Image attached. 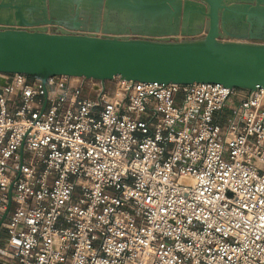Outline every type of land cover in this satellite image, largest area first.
Masks as SVG:
<instances>
[{
	"label": "built area",
	"instance_id": "obj_1",
	"mask_svg": "<svg viewBox=\"0 0 264 264\" xmlns=\"http://www.w3.org/2000/svg\"><path fill=\"white\" fill-rule=\"evenodd\" d=\"M32 78L0 73V264H264V88Z\"/></svg>",
	"mask_w": 264,
	"mask_h": 264
},
{
	"label": "water",
	"instance_id": "obj_2",
	"mask_svg": "<svg viewBox=\"0 0 264 264\" xmlns=\"http://www.w3.org/2000/svg\"><path fill=\"white\" fill-rule=\"evenodd\" d=\"M56 5L73 9L74 19L57 17ZM85 6L93 7L95 13L103 6L106 15L113 9L127 10L135 17L142 14L145 20L149 17L153 22L168 24L163 29L168 32L176 29L184 6V20L189 18L192 24L207 17L208 30L202 39L168 42L27 29L55 23L79 30L84 25L80 9ZM229 20L241 21L251 31L255 25L264 28V0H0V73L35 77L44 86L50 77L71 76L101 81L120 78L159 84L211 83L230 89L264 88V44L220 41L223 34L242 37L227 30ZM107 30L125 33L128 28ZM131 30L165 36L158 35L163 30ZM245 37L264 41V35L253 32Z\"/></svg>",
	"mask_w": 264,
	"mask_h": 264
},
{
	"label": "flooded vegetation",
	"instance_id": "obj_3",
	"mask_svg": "<svg viewBox=\"0 0 264 264\" xmlns=\"http://www.w3.org/2000/svg\"><path fill=\"white\" fill-rule=\"evenodd\" d=\"M55 15L57 17H62L67 20H73L75 17V11L71 9L70 7H63L60 8L58 5L54 7ZM89 16L93 24L95 25L100 18V13L97 11L94 12L93 7L85 6L80 9V17L82 16ZM109 15V16H108ZM108 19L110 23L109 28L116 27L118 28H128V29H138V30H145V31H158L163 30L167 26H165L161 21H155L153 22L152 19H149V17L145 20L144 16L142 14L138 15V17H135L132 12H128L127 10L119 11L117 9H113L108 13ZM196 21H200V19H197ZM145 22V24H144ZM227 30L230 33H233L237 36H248L249 34L256 33L258 35H264V28L259 29L256 25L253 28V31L250 30L249 27L245 26V24L241 21H231L229 20L227 22Z\"/></svg>",
	"mask_w": 264,
	"mask_h": 264
},
{
	"label": "rangeland",
	"instance_id": "obj_4",
	"mask_svg": "<svg viewBox=\"0 0 264 264\" xmlns=\"http://www.w3.org/2000/svg\"><path fill=\"white\" fill-rule=\"evenodd\" d=\"M235 4H242L241 2H235ZM184 12H185V9H184V6H182V10H181V12H180V14H179V17L180 18H178V22H177V29L179 28V26L181 25V23L183 22V19L185 18L184 17ZM99 13H100V18H99V21L96 23V26L93 24V21H92V19L89 17V16H82V17H80V20L82 21V23H84V26L85 27H88V28H93V27H102V29L104 28H106L107 29V27H108V25L110 26V23L109 22H111V21H109V19H106V8L105 7H103V6H101V8L99 9ZM194 16V15H193ZM190 17V16H189ZM188 20L190 21V19L188 18ZM209 20H208V18L206 17H204L202 20H200V21H194L195 23H194V26L197 28H200V29H205L204 31L205 32H203V30H202V34L200 35L201 37H199V38H204V36L206 35V33H207V30H208V22ZM168 22V21H167ZM107 26V27H106ZM165 26H167V27H169V25L168 24H165ZM112 28H116V27H113L112 26ZM100 32H102V31H100ZM105 33V32H104ZM117 33H121V32H117ZM110 34H114V33H110ZM138 34V33H137ZM140 34V33H139ZM175 35V34H174ZM187 39H186V37L183 39V41H186ZM188 40H195L194 38H192V39H189L188 38ZM220 41H222V42H244V43H262V44H264V41H261V40H254V39H251V38H248V37H231V36H227V35H225V34H223V36H222V38H220ZM32 79H36L35 77H33Z\"/></svg>",
	"mask_w": 264,
	"mask_h": 264
},
{
	"label": "crops",
	"instance_id": "obj_5",
	"mask_svg": "<svg viewBox=\"0 0 264 264\" xmlns=\"http://www.w3.org/2000/svg\"><path fill=\"white\" fill-rule=\"evenodd\" d=\"M50 14V13H49ZM50 17H51V15H50ZM195 23V22H194ZM194 23H192V24H190V21L188 20V21H186V20H184L183 19V22L181 23V25L179 26V28L177 29H175V30H173L172 32H168V31H162V32H160L158 35H160V34H163V35H168V34H175V35H180V36H185L186 37V41H194V40H188V38L189 39H192V38H194L195 40H198V39H202V38H199V37H201L200 35L203 33V32H205L204 30L205 29H200V28H196L195 26H194ZM40 26H43V25H32V26H28L27 27V29L28 30H31V31H33V30H38V28L40 27ZM51 26V28H55V27H59V26H61V25H58V24H51L50 25ZM65 27V26H64ZM96 29H98V31H102V32H105V33H117V32H114V30H107L106 28L104 29H102V27H98V28H95V27H93V28H88V27H85L84 25L81 27V29H79V30H81V31H84V32H90V31H95ZM202 30H203V32H202ZM202 32V33H201ZM125 33H140V32H135V31H133V30H131V29H128L127 31H125ZM141 34V33H140ZM142 34H144V35H147L146 33H142ZM152 35V34H151ZM203 35V34H202ZM153 36V35H152ZM155 36H157V35H155Z\"/></svg>",
	"mask_w": 264,
	"mask_h": 264
},
{
	"label": "bare ground",
	"instance_id": "obj_6",
	"mask_svg": "<svg viewBox=\"0 0 264 264\" xmlns=\"http://www.w3.org/2000/svg\"><path fill=\"white\" fill-rule=\"evenodd\" d=\"M182 180L187 181V182H191L189 177H184Z\"/></svg>",
	"mask_w": 264,
	"mask_h": 264
}]
</instances>
